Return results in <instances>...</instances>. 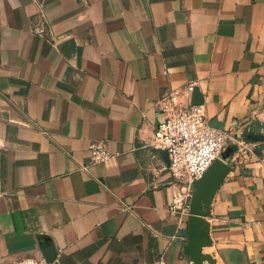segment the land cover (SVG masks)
<instances>
[{
  "label": "crops",
  "instance_id": "1",
  "mask_svg": "<svg viewBox=\"0 0 264 264\" xmlns=\"http://www.w3.org/2000/svg\"><path fill=\"white\" fill-rule=\"evenodd\" d=\"M191 82L239 146L202 252L264 264V139H241L264 123V0H0V264H195L153 138ZM100 140L113 159L90 163Z\"/></svg>",
  "mask_w": 264,
  "mask_h": 264
},
{
  "label": "built area",
  "instance_id": "2",
  "mask_svg": "<svg viewBox=\"0 0 264 264\" xmlns=\"http://www.w3.org/2000/svg\"><path fill=\"white\" fill-rule=\"evenodd\" d=\"M197 86L191 82L185 89L172 91L158 101V108L165 115L154 130V142L169 154V170L173 177L172 209L190 213L192 189L190 184L221 157L233 134L208 123L202 104L185 103L191 99ZM90 163L107 164L113 156L104 141L89 144ZM86 169L87 165L81 166ZM13 264H44L28 258Z\"/></svg>",
  "mask_w": 264,
  "mask_h": 264
},
{
  "label": "water",
  "instance_id": "3",
  "mask_svg": "<svg viewBox=\"0 0 264 264\" xmlns=\"http://www.w3.org/2000/svg\"><path fill=\"white\" fill-rule=\"evenodd\" d=\"M193 104H202V100L197 99L196 92ZM241 139L247 143L264 139V123L254 121L248 124L241 135ZM238 148L239 146L236 143L228 144L226 149L222 152L221 157L213 162L203 176L190 184L192 198L189 222V248L195 264H216L211 254L204 255L202 252V247L212 244L209 232H202L203 208L212 201L217 191L222 176L228 167L226 160L236 152ZM166 153L168 154L167 151ZM42 249L47 261H51L55 257L56 253H54L55 250L52 246L43 243ZM47 252H51L52 257H48ZM205 261L207 263H205Z\"/></svg>",
  "mask_w": 264,
  "mask_h": 264
}]
</instances>
